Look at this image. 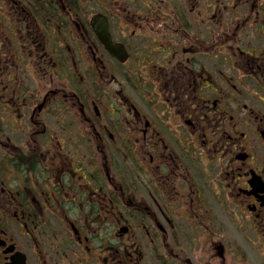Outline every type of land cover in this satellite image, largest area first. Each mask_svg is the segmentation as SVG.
Returning a JSON list of instances; mask_svg holds the SVG:
<instances>
[{
    "label": "flooded vegetation",
    "instance_id": "obj_1",
    "mask_svg": "<svg viewBox=\"0 0 264 264\" xmlns=\"http://www.w3.org/2000/svg\"><path fill=\"white\" fill-rule=\"evenodd\" d=\"M0 264H264V0H0Z\"/></svg>",
    "mask_w": 264,
    "mask_h": 264
},
{
    "label": "water",
    "instance_id": "obj_2",
    "mask_svg": "<svg viewBox=\"0 0 264 264\" xmlns=\"http://www.w3.org/2000/svg\"><path fill=\"white\" fill-rule=\"evenodd\" d=\"M95 18V20H98V17L96 16V17H94ZM97 33L99 34V36L101 37V39H103L104 40V35H103V32L102 31H98L97 30Z\"/></svg>",
    "mask_w": 264,
    "mask_h": 264
}]
</instances>
